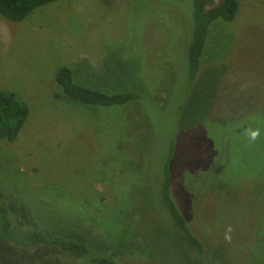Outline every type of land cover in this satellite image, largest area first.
Listing matches in <instances>:
<instances>
[{
	"label": "rangeland",
	"instance_id": "374dc122",
	"mask_svg": "<svg viewBox=\"0 0 264 264\" xmlns=\"http://www.w3.org/2000/svg\"><path fill=\"white\" fill-rule=\"evenodd\" d=\"M202 1L209 9L224 0ZM237 1L236 19L211 27L202 59L209 66L194 80L187 61L191 0H58L22 22L0 15V92L15 94L29 109L17 140L0 139V200L12 222L83 240L99 226L98 243L109 254L129 240L137 251L150 248L155 264H184L179 246L139 209L146 180L113 179L137 176L173 148L185 168L232 161L221 173L231 190L203 196L202 224L194 228L208 231L216 264H264V183L247 179L264 173V0ZM79 64L106 80L109 95L122 94V81L140 86L141 111L55 100L60 67L76 68L74 82L85 87L78 80L85 81L88 69ZM164 81L171 84L166 93L157 87ZM240 174L247 178L238 186ZM182 180L176 176L172 188L185 209ZM128 187L134 205L126 198L115 204L112 193ZM0 264L67 261L56 248L21 251L0 240Z\"/></svg>",
	"mask_w": 264,
	"mask_h": 264
},
{
	"label": "trees",
	"instance_id": "16d2710c",
	"mask_svg": "<svg viewBox=\"0 0 264 264\" xmlns=\"http://www.w3.org/2000/svg\"><path fill=\"white\" fill-rule=\"evenodd\" d=\"M57 1L0 0V15L11 22L18 23L29 18L37 9ZM191 7L194 30L190 35L187 61L190 77L194 80L203 71L205 72L209 66H204L202 59L205 52L208 51L206 45L211 27L218 21L233 22L239 12V2L237 0H224L214 7L206 9L202 0H191ZM78 66L88 69L85 72V81L78 80L85 87L74 82V72L71 68H76L72 66L60 67L57 69L54 78L58 88L55 100H65L64 97H66L69 101L88 108L110 109L126 107L127 109L128 107L135 106L137 111L138 109L141 111L138 105L142 103V99L145 98L146 94L141 91L140 86L137 88L135 85H131L132 83L128 80L122 81V83L120 82L122 90L119 91L122 94L109 95L104 90L106 80L100 79V76H95L94 74H87L93 70V67L88 64H79ZM90 75L93 77H90ZM87 76L92 80L91 83L87 81ZM157 87L165 88L164 91L166 93L171 89V84H167L164 81L163 87L160 84ZM28 117L29 109L23 101L15 94L0 92V139L15 142L27 123ZM145 118L148 119L147 116ZM132 124L134 125V122ZM249 127L250 125H245L239 128L236 133L241 135ZM233 133L235 134L234 130ZM224 139L223 153L228 150L227 141L229 136L224 137ZM175 154V149L172 148L166 156L156 161L155 165L150 164L148 166L146 163L145 169L136 172L135 175L137 176L132 177L133 174H128L120 178L116 175L113 179H118L120 183L129 181L134 183L135 180L136 185L141 182V179H145L146 181L143 182V185L146 183V187L143 189V197L141 196L142 204L140 203L139 209L143 213L145 210L150 212L155 217L153 218L157 223L156 225L160 233L166 236L167 239L173 240L179 246L181 252H179L178 256L180 258L181 255L183 256L184 264H216L217 260L213 256L216 251L210 252L209 248H207L208 231L204 228L205 232H201V236L194 227L197 223L202 224L198 211L203 196L218 193L220 188L224 192L231 190L228 186L231 181H228V178L222 176L221 173L227 166L231 168L232 161L229 162L228 159L221 158L212 163H205V165L185 168L184 160L175 159ZM176 176L183 178L181 186L182 193L186 197L185 209L181 208L173 195L172 185ZM246 178L247 176L240 174L236 177V181L242 182ZM249 178L253 179L252 183L258 180L261 184L264 183V173L261 177H258L256 174L255 176H248L247 179ZM209 185H214L217 189L206 188ZM128 188L125 193H112L115 204H122L118 203V201L121 202L124 198L131 202V204L133 203L131 199L133 192H131L132 189L130 187ZM144 199L151 205L147 204L145 206L143 204L145 202ZM97 201L104 203L103 199L97 198ZM94 227H96L94 231L90 230L91 233L86 236L92 238V244H90L91 242L88 241V238H84L85 240L81 236L78 239L69 238L42 227L40 229L32 227L25 230V228L12 222L9 208L7 210L0 200V240L9 243L10 247L21 251H41L45 248H56L58 252L63 254L67 264L70 263V259L72 260V264H79L77 262H82L81 264H132L128 260L137 262V264H139L138 261L141 264H155L152 262L153 259H151L150 248H143L137 251L132 247L133 245L129 240H121V249H116L118 253H122H117L118 255L107 253L106 250L108 249H102L98 243L101 241L99 234V232H102L101 228L99 226ZM95 230H97L96 234ZM112 250L113 248H111Z\"/></svg>",
	"mask_w": 264,
	"mask_h": 264
},
{
	"label": "clouds",
	"instance_id": "9594fccd",
	"mask_svg": "<svg viewBox=\"0 0 264 264\" xmlns=\"http://www.w3.org/2000/svg\"><path fill=\"white\" fill-rule=\"evenodd\" d=\"M251 135H252V138L254 139V138H255V136H256V133H255V132H253Z\"/></svg>",
	"mask_w": 264,
	"mask_h": 264
}]
</instances>
